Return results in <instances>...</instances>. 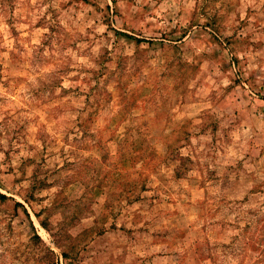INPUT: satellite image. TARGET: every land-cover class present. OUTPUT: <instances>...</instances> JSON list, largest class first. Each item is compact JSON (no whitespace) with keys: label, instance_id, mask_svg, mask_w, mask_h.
I'll use <instances>...</instances> for the list:
<instances>
[{"label":"rangeland","instance_id":"374dc122","mask_svg":"<svg viewBox=\"0 0 264 264\" xmlns=\"http://www.w3.org/2000/svg\"><path fill=\"white\" fill-rule=\"evenodd\" d=\"M0 264H264V0H0Z\"/></svg>","mask_w":264,"mask_h":264}]
</instances>
